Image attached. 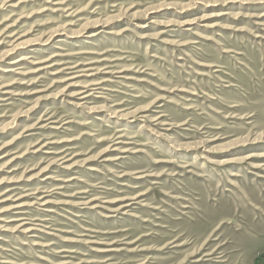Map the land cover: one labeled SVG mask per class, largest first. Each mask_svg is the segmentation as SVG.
<instances>
[{
    "label": "rangeland",
    "instance_id": "rangeland-1",
    "mask_svg": "<svg viewBox=\"0 0 264 264\" xmlns=\"http://www.w3.org/2000/svg\"><path fill=\"white\" fill-rule=\"evenodd\" d=\"M0 264H264V0H0Z\"/></svg>",
    "mask_w": 264,
    "mask_h": 264
}]
</instances>
